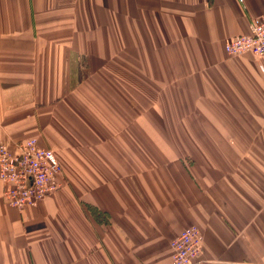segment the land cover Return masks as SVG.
<instances>
[{
	"label": "crops",
	"instance_id": "crops-1",
	"mask_svg": "<svg viewBox=\"0 0 264 264\" xmlns=\"http://www.w3.org/2000/svg\"><path fill=\"white\" fill-rule=\"evenodd\" d=\"M264 0H0V142L62 188L11 206L0 264H264V59L229 55Z\"/></svg>",
	"mask_w": 264,
	"mask_h": 264
},
{
	"label": "built area",
	"instance_id": "built-area-1",
	"mask_svg": "<svg viewBox=\"0 0 264 264\" xmlns=\"http://www.w3.org/2000/svg\"><path fill=\"white\" fill-rule=\"evenodd\" d=\"M225 49L229 55L253 54L264 59V17L250 25V33L230 37ZM61 163L54 150L40 147L37 138L20 145L13 153L0 142V181L5 184L4 196L8 203L20 210L37 206L47 195L62 188L58 175ZM204 236L198 226H190L172 242L173 264H195L201 255Z\"/></svg>",
	"mask_w": 264,
	"mask_h": 264
},
{
	"label": "rangeland",
	"instance_id": "rangeland-1",
	"mask_svg": "<svg viewBox=\"0 0 264 264\" xmlns=\"http://www.w3.org/2000/svg\"><path fill=\"white\" fill-rule=\"evenodd\" d=\"M203 243H204V241H203ZM201 250H202V252H203V244H202V246H201ZM202 252H201V253H202Z\"/></svg>",
	"mask_w": 264,
	"mask_h": 264
}]
</instances>
